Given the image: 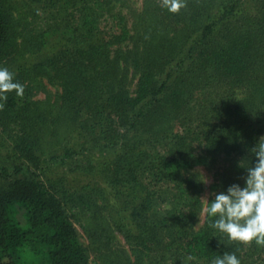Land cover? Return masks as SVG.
Here are the masks:
<instances>
[{
    "label": "trees",
    "instance_id": "obj_1",
    "mask_svg": "<svg viewBox=\"0 0 264 264\" xmlns=\"http://www.w3.org/2000/svg\"><path fill=\"white\" fill-rule=\"evenodd\" d=\"M123 1L0 0V66L24 85L0 102V264H90L66 209L90 201L102 237L134 253L121 264L224 251L264 264V246L229 241L205 214L194 228V168L214 170L209 200L243 186L264 137V0H185L175 13ZM42 78L59 82L66 119L34 99Z\"/></svg>",
    "mask_w": 264,
    "mask_h": 264
},
{
    "label": "clouds",
    "instance_id": "obj_2",
    "mask_svg": "<svg viewBox=\"0 0 264 264\" xmlns=\"http://www.w3.org/2000/svg\"><path fill=\"white\" fill-rule=\"evenodd\" d=\"M161 3L173 13L185 7V0H161ZM13 91L22 96L24 85L15 79L14 72L0 66V102L7 100L8 93ZM250 151L256 159L254 166L246 167L243 186L232 183L225 191L212 193L211 200L202 197L206 202L202 212L211 218L210 227L225 234L229 241L264 246V137ZM200 181L206 182V178ZM196 259L189 255L185 264ZM210 264H241V260L235 252L224 251L214 256Z\"/></svg>",
    "mask_w": 264,
    "mask_h": 264
},
{
    "label": "rangeland",
    "instance_id": "obj_3",
    "mask_svg": "<svg viewBox=\"0 0 264 264\" xmlns=\"http://www.w3.org/2000/svg\"><path fill=\"white\" fill-rule=\"evenodd\" d=\"M123 2L124 4L122 5V9L126 13H129V11L135 8L137 9L141 6V0H124ZM133 87L134 82L132 84H129L128 86L129 89H132ZM33 92L34 99H40L42 101L43 106H45L46 108H52L53 116H58L59 119L63 117V102L60 95L61 87L58 81H50L47 78H42L39 83L35 84ZM62 119L66 118L63 117ZM60 123H63V121H61ZM59 126L62 127V124H60ZM60 137H62L61 134ZM213 173V169L207 168L202 165H198L194 168V174L197 178L200 187L199 196L202 203L201 209L199 210L195 221V229L200 227L203 222L204 214L202 210L206 202L202 197H206L209 199V186L213 178ZM203 176L206 178V182L200 181L204 179ZM95 182L97 183V186H103L102 180L97 178V181L95 180ZM173 187V182L167 183L163 180L159 182V184L155 185V188L157 189V191H159V193H156L155 196L158 197L160 195L162 198H165L164 202H160L161 207L164 209L170 208L172 206L170 195L174 193ZM105 194L107 195L108 193L106 192ZM109 195L111 194L109 193ZM162 198L159 199L162 201ZM95 201L96 203L98 202V205H102V199H95ZM66 209L73 223V226L76 228L80 242L87 250V253L90 258V264H114L115 262H119L121 264L127 263L128 259L131 261L134 259V253L130 251L129 245L125 242L121 234L116 232L115 241L111 243L107 239L102 237L105 236L106 233L97 231L99 230V221L96 220L94 217H99V212H104V209L102 207L96 208L95 205L90 201L87 204H77L76 206H73L71 208L66 207ZM91 229L96 230L97 233H99L100 240H98L99 238H95L96 234H94V231H91ZM112 261L113 263H109ZM170 263L172 262H167V264Z\"/></svg>",
    "mask_w": 264,
    "mask_h": 264
}]
</instances>
